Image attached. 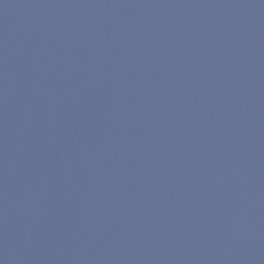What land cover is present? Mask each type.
Masks as SVG:
<instances>
[{
	"label": "water",
	"instance_id": "1",
	"mask_svg": "<svg viewBox=\"0 0 264 264\" xmlns=\"http://www.w3.org/2000/svg\"><path fill=\"white\" fill-rule=\"evenodd\" d=\"M0 264H264V0H0Z\"/></svg>",
	"mask_w": 264,
	"mask_h": 264
}]
</instances>
